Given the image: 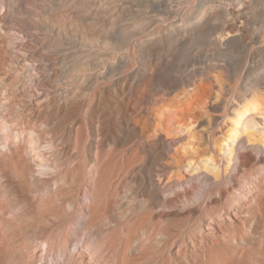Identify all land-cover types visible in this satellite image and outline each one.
Returning a JSON list of instances; mask_svg holds the SVG:
<instances>
[{"label": "rangeland", "instance_id": "obj_1", "mask_svg": "<svg viewBox=\"0 0 264 264\" xmlns=\"http://www.w3.org/2000/svg\"><path fill=\"white\" fill-rule=\"evenodd\" d=\"M98 1L51 13L54 0H23L3 11L12 32L0 34V264H264V160L233 169L220 159L217 181L206 170L182 172L178 164L197 160L185 133L197 126L188 124L185 103H174L177 90L164 85L222 65L218 74L231 77L226 93L236 98L240 65L264 64L263 48L249 62V52L218 58L205 47L137 63L156 72L141 89L148 100L138 101L119 65L124 23L104 19ZM23 22L68 34L32 32L29 49L16 48ZM141 101L149 115L139 114ZM226 132L227 125L216 135Z\"/></svg>", "mask_w": 264, "mask_h": 264}, {"label": "bare ground", "instance_id": "obj_2", "mask_svg": "<svg viewBox=\"0 0 264 264\" xmlns=\"http://www.w3.org/2000/svg\"><path fill=\"white\" fill-rule=\"evenodd\" d=\"M77 1L80 0H54V3H51V6H49L51 9V11H49L52 13L55 9L53 6L55 5H69L70 3H76ZM99 1H101L102 5L98 4ZM99 1L96 2L99 6L97 9L100 7L101 8L99 10L96 9V12L102 14V17L108 16L110 18L111 16H116L117 20L119 18L121 22L124 23L123 26L126 31L125 34L127 37V42H124L125 47L121 48L122 59L121 64L119 65H122L126 72V80L131 82L128 92L130 97H132V99L134 97L138 101L144 98V94H141L142 87L155 82L154 77L156 72L154 69L145 70L140 67L137 68V63L151 66L155 60H158L159 64H162L164 61H166L165 52L167 51L178 52L185 50L186 52H189L190 50L194 49V53H197L198 50H202L205 47L208 50H211L215 55H218V58H228L232 57L235 53L240 54L249 52L246 54L247 57L245 56L246 61L249 62L255 60L256 53L254 50L256 47H262L264 50V0ZM22 2L23 0H0V9L2 10V14L0 13V34H2L5 29L8 30V32H12V30L10 28L8 29V27H5L2 22L4 19H6L5 17L7 15L5 16V14H11L16 7H19L20 4H22ZM26 2L24 1V4ZM75 3L73 5H75ZM14 4H17L18 6L14 7ZM117 6L118 8H116ZM3 11H5V14ZM104 19L107 18L105 17ZM33 20L35 19L33 18ZM127 20L134 23L125 25V21ZM137 20H140L141 23H136ZM29 22H23L24 24H21L23 28L19 31L21 37L18 39L21 43H19L16 48H24V50L25 48H28L30 41H25V39H28L30 37L29 34L32 32L40 33L41 31H46L45 34H47L48 32H51L59 27L49 24L42 25L43 23L38 24L39 22L35 24H28ZM65 30V28L59 27V32L65 33L67 31ZM3 34H5V32ZM66 34H68V31ZM129 41H131V43H128ZM2 45L3 44L0 41V46ZM112 65L114 64H108L109 71ZM115 65L117 66L118 64ZM218 66L219 65L208 64L205 65L200 72L196 73V71H194L192 74H189L188 77L183 78L180 82L164 84L167 88V91L177 90V93L173 98L175 101L174 103H185L184 111L188 114L190 119V123L188 124H190V127L191 125L197 126L191 130L187 129V132H185L187 134V136L185 135L186 138L190 140L188 145L192 147L193 151L197 152V160L195 161V158H190L188 161L186 160V162H181V164H178V168L181 171H187V175L192 174V176H194L196 173L200 174V172L203 170L209 171L214 175L215 181L219 180L218 176L221 174V167L219 165L220 159H223V161L228 163L229 167L232 166L233 169H239L241 166H244L247 163L255 160L257 161L258 159L264 160V126H262L264 125V64L260 66L258 64L240 65L241 70H238L236 76L239 78L242 85L241 90L238 93V97L236 98L228 96V91L226 93L227 83L231 77L228 78V82L227 79L224 80L223 78L229 77V75H225L223 77L221 76V73L218 74L220 70H222V72L226 71L223 68L224 66ZM226 69H230V67H226ZM107 74H105V76ZM197 74L200 75V79H198L199 81H196L195 78ZM231 74L233 77L234 72L232 73V70ZM237 77L234 76V79ZM235 81L237 80L235 79ZM228 84L230 86V83ZM179 89L180 91H178ZM170 94L171 93H169V96ZM140 95H142L141 99L139 98ZM155 98L157 99V97ZM144 99L148 100L147 97ZM160 99H162L161 101H164L163 99L166 98L161 97ZM154 100L155 99L152 101L154 102ZM141 103L143 102L141 101ZM134 106L136 107L137 105ZM135 107L133 108L134 111ZM176 107L173 106V108ZM168 108L170 107L168 106ZM138 112L139 114L141 113V116L149 115V110L145 104ZM172 113H174V111ZM181 117L183 116L181 115ZM138 119L141 118L138 116ZM145 119L148 120L149 118ZM137 123L140 124L139 122ZM225 125H227V132L218 138L216 131L218 128ZM252 132L255 134H260L257 138H255L257 140V144L253 145H251V137H254L255 134ZM244 135H248L249 138L247 145L244 140ZM194 139H196L197 144H192V140ZM244 146L246 152H241ZM255 153H257L258 156ZM254 154L257 157H255ZM176 162L178 163V161ZM208 177L209 179H207V181L210 182V179L213 177ZM220 207L221 206H219V208ZM210 218L217 221V219H214L211 214ZM214 239H216L215 234ZM67 242L68 241H66V243Z\"/></svg>", "mask_w": 264, "mask_h": 264}]
</instances>
